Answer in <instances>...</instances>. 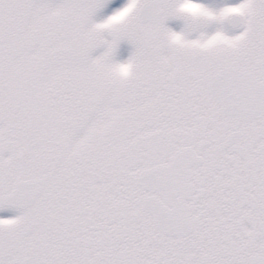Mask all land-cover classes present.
Masks as SVG:
<instances>
[{
	"label": "snow or ice",
	"instance_id": "6c2138e0",
	"mask_svg": "<svg viewBox=\"0 0 264 264\" xmlns=\"http://www.w3.org/2000/svg\"><path fill=\"white\" fill-rule=\"evenodd\" d=\"M108 2L0 0V264H264V0Z\"/></svg>",
	"mask_w": 264,
	"mask_h": 264
},
{
	"label": "rangeland",
	"instance_id": "374dc122",
	"mask_svg": "<svg viewBox=\"0 0 264 264\" xmlns=\"http://www.w3.org/2000/svg\"><path fill=\"white\" fill-rule=\"evenodd\" d=\"M204 2L213 4V5L217 6V7H220V6H223L225 3L238 2V0H204ZM125 3H126V0H114V1L113 0H109V2L106 5V7H104L103 9H101L97 13V17L96 18L98 20L106 18L108 15L112 14V12L116 8L123 6ZM172 21H173L172 19L169 20L168 24L171 25ZM177 22H181V24L178 23L179 27L176 26V27H172V28L177 30V31H179L183 27V23L184 22L182 20H180V19ZM213 30H214V27H213ZM121 45H120V49L118 51V57L117 58L120 59V60H125L130 55L132 46H130V44L128 42H126V41L122 42ZM100 51H102V49H98L94 53V55H98L100 53ZM16 214H18V213L14 212V211L13 212L6 211L5 209L4 210H0V216H13V215H16Z\"/></svg>",
	"mask_w": 264,
	"mask_h": 264
},
{
	"label": "flooded vegetation",
	"instance_id": "af4514ba",
	"mask_svg": "<svg viewBox=\"0 0 264 264\" xmlns=\"http://www.w3.org/2000/svg\"><path fill=\"white\" fill-rule=\"evenodd\" d=\"M114 1V0H113ZM173 21L171 22V27H179V24L178 23H180L181 24V22H177L179 19H172ZM122 46V45H121ZM131 46V45H130ZM120 49V48H119ZM6 211H11V212H17L15 209H11V208H8V209H5Z\"/></svg>",
	"mask_w": 264,
	"mask_h": 264
}]
</instances>
